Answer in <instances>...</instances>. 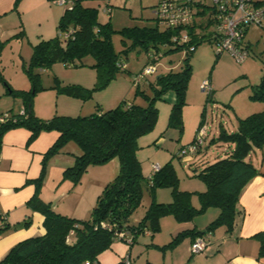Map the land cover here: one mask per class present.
Instances as JSON below:
<instances>
[{
	"label": "trees",
	"instance_id": "obj_1",
	"mask_svg": "<svg viewBox=\"0 0 264 264\" xmlns=\"http://www.w3.org/2000/svg\"><path fill=\"white\" fill-rule=\"evenodd\" d=\"M105 10L110 12L109 9ZM209 25L208 21L207 26ZM159 26L158 23L156 27L125 28L119 32L125 39H131L133 45L140 44L147 50L149 61L141 72L147 66L157 67L161 46H173L171 51L185 50L189 55L193 53L191 48L197 49L202 42L214 44L210 39H206L208 33L201 32L199 37L191 39L187 45H179L172 41L171 29L162 30ZM59 28L67 33L65 42L55 38L42 41L34 47L27 72L35 85V91H17L25 114L9 110L10 120L0 125V154L3 137L9 130H29L30 143L44 132L60 134L44 156L42 174L33 181L36 185L35 195L27 203L28 208L44 216L46 234L18 243L0 264H101L98 257L115 242H128L131 238L134 244L148 231L153 236L160 232L161 220L166 216H174L180 222H191L212 207L220 209V215L205 231H183L174 237L167 247L177 246L190 236L194 241L199 237L205 238L221 227L226 229L227 234H231L238 216L242 214L238 208L242 191L254 178L264 176L251 159L252 154L264 148V111L240 119L235 132L222 128L218 140L233 145V148L225 157L212 163L207 162L203 170L195 175L201 178L207 187L204 192L199 193L201 204L196 208L191 202L190 193L177 190L178 176L172 162L161 166L158 172L148 178L144 176L142 162L137 156L140 138L152 132L157 124L159 109L156 102L169 90L177 95L169 124H183L182 110L186 105L188 83L193 72L189 59L185 58L179 70H172L155 82L148 80L149 86L155 92L153 96L142 92L148 99L146 104L123 101L114 109H100L88 116L57 115L43 119L34 111L33 103L40 74L34 73L32 68L49 69L56 61H63L67 65L80 63L84 66V60L90 57L94 61L92 66L97 69L99 78L105 79V85L118 71L127 70V65L120 62V53L114 49L113 36L116 31L111 22L99 21V9L86 7L84 0H72V6L63 15ZM204 28L207 32L208 28ZM244 44L249 49L245 37ZM1 45L0 43V80L6 81L1 64ZM139 74L134 75V83ZM147 77L149 76L144 78ZM140 83L135 84L139 86ZM103 85L94 89L80 85H57L53 88L59 94L86 100L92 97L94 90L102 88ZM253 88L252 99L264 102V74L260 83ZM14 92L13 90L12 93ZM202 126L203 124L199 130ZM70 143L77 145L81 150V154L76 156L75 164L64 172V178L71 180L73 186H77L83 174L92 166L104 165L113 159H118L120 163L119 174L103 189L88 220L65 216L59 213L51 202H45L41 197L48 163ZM144 186L153 194L161 186H171L175 198L169 203L153 200L145 216L138 223H132L131 217L143 200ZM31 225V216H27L23 223L13 224L0 210V239ZM255 238L260 244L259 256L264 257V231ZM120 264H123V261Z\"/></svg>",
	"mask_w": 264,
	"mask_h": 264
},
{
	"label": "rangeland",
	"instance_id": "obj_2",
	"mask_svg": "<svg viewBox=\"0 0 264 264\" xmlns=\"http://www.w3.org/2000/svg\"><path fill=\"white\" fill-rule=\"evenodd\" d=\"M157 4L158 0H84L86 7L99 9L101 23L111 22L116 31L113 36L114 49L120 53V62L127 65V70L118 71L105 85V79L99 78L90 57L84 60V66L56 61L49 69L32 68L34 73L40 74L33 103L34 111L37 116L49 119L57 115L88 116L100 109H114L123 101L146 104L148 99L142 92L150 96L155 92L148 80L155 82L160 76L179 70L185 58H188L193 72L188 83L186 105L182 110L183 124H169L172 107L177 101L176 93L169 90L156 102L159 109L157 124L152 132L140 138L137 156L142 162L143 174L148 178L153 174L155 166L161 167L172 162L178 176L177 190L190 193L192 204L195 201L201 204L199 193L207 187L195 175L203 170L207 162H215L223 156L225 144L218 140L222 128L235 132L240 119L264 111V102L251 97L253 87L260 83L264 74V28H250L245 40L246 45L251 44L250 56L243 63L228 52L219 57L217 45L209 42H202L189 55L185 50L171 51L173 46H161L157 72L144 78L137 86L133 80L134 75L139 74L148 63V53L142 45H133L131 39H125L119 32L125 28L156 27L158 22L154 12ZM71 6L72 0L63 4L55 0H0L1 64L6 79L0 80V114L9 110H22L17 105L20 100L17 91H35V85L27 72L34 47L42 41L55 38L65 42L67 33L59 27L63 15ZM105 9L111 11L106 12ZM159 27L164 29L161 24ZM205 80L212 81L214 93L202 91L201 85ZM57 85H80L87 89L99 85L103 87L94 90L90 99L83 100L59 94L53 88ZM201 124L205 130L202 148L195 156H179L182 147L194 143ZM256 153L261 161L264 148ZM89 170L83 174L69 197L60 201L59 211L91 216L98 192L102 190L98 191L97 184L91 182ZM69 181L63 174L54 187L51 182L46 186L44 179L42 192L45 188L47 196L62 198V191ZM60 185L63 186L58 191ZM154 193L144 186L143 200L131 217L132 223H138L145 216L153 200L161 203L162 199V203H169L175 198L171 186H161ZM169 198L171 200L166 201ZM139 238L136 244L144 239V235Z\"/></svg>",
	"mask_w": 264,
	"mask_h": 264
},
{
	"label": "crops",
	"instance_id": "obj_3",
	"mask_svg": "<svg viewBox=\"0 0 264 264\" xmlns=\"http://www.w3.org/2000/svg\"><path fill=\"white\" fill-rule=\"evenodd\" d=\"M255 2L260 4L258 6L264 7V0H255ZM249 31L251 29H248L246 36ZM223 55L224 53L219 57ZM211 91L214 93L213 85ZM17 105L23 108L21 99ZM59 136L58 132H44L30 143L31 132L24 128H16L6 132L3 137L0 154V210L13 224L23 223L27 216H31L32 225L27 229L21 228L11 232L0 239V261L18 243L46 234L44 216L28 208L27 203L35 195L36 185L33 181L42 174L44 156ZM232 148L233 145L225 144L224 154L220 158L228 155ZM80 154V148L70 143L60 154L52 158L48 163L45 185H49L50 182L52 186L57 185L65 170L75 164L76 156ZM251 159L264 173V157L262 156L260 161V157L254 153ZM119 170L118 159H113L104 165L92 166L89 170L92 175L91 182L97 184L98 191H103L117 177ZM65 185L62 198L47 196L43 188L42 199L45 202H51L53 207L65 216L78 220L90 219L91 216L59 211L60 201L69 197L76 188L71 181ZM62 186H58V191ZM102 191L98 192L97 199ZM170 200L171 198L166 201ZM193 204L196 208L200 207L197 201ZM238 208L242 214L238 216L234 231L227 234L224 227L215 230L209 238L207 248L201 253L192 252L194 240L191 236L186 237L177 246L168 248L167 245L173 237L183 231L192 229L205 231L219 217L220 209L218 208H208L191 222H180L174 216H166L161 220V231L154 236L148 231L143 234V242L141 240L139 244H136L137 242L132 244L131 238L128 242H115L98 259L101 264H120L125 257H129L133 264H264V257L259 256V241L255 238L257 234L264 231V176H257L244 188Z\"/></svg>",
	"mask_w": 264,
	"mask_h": 264
},
{
	"label": "built area",
	"instance_id": "obj_4",
	"mask_svg": "<svg viewBox=\"0 0 264 264\" xmlns=\"http://www.w3.org/2000/svg\"><path fill=\"white\" fill-rule=\"evenodd\" d=\"M56 2L66 3L65 0ZM154 14L164 29L173 31V42L187 45L191 39L199 37V33H208L206 39L217 45L218 54L228 52L240 63L245 62L250 56L249 49L244 44L248 29L254 26L264 27V7L257 6L254 0H158ZM205 26L208 28L207 32ZM191 51L194 52L196 49L192 47ZM156 70L157 68L152 65L147 66L135 77V83H140L145 76L153 75ZM201 88L204 92L210 93V81L205 80ZM21 114H25L24 109L21 110ZM10 117L9 112L0 114V125L9 121ZM204 135L205 130L201 128L194 143L181 148L179 156L194 155L202 148ZM160 169V166H155L153 173ZM210 236L197 238L192 244V252L195 254L203 252L207 248ZM123 264L133 263L129 257H125Z\"/></svg>",
	"mask_w": 264,
	"mask_h": 264
}]
</instances>
